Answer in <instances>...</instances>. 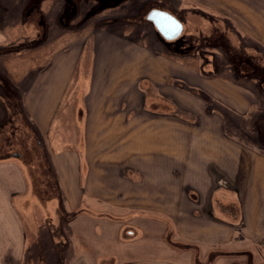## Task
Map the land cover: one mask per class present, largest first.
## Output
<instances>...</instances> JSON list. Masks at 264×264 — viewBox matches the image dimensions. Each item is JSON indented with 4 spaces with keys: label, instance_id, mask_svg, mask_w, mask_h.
<instances>
[{
    "label": "crops",
    "instance_id": "1",
    "mask_svg": "<svg viewBox=\"0 0 264 264\" xmlns=\"http://www.w3.org/2000/svg\"><path fill=\"white\" fill-rule=\"evenodd\" d=\"M262 27L254 41L264 55ZM100 49L73 40L30 70L21 95L0 94V264H230L240 257L218 258V250H242L246 264H264V153L232 135L238 128L220 111H208L215 102L247 117L261 94L182 64L183 55L112 44L101 60ZM143 79L196 119L150 108L156 98L141 90ZM74 98L81 100L72 114L77 143L59 131ZM234 202L241 226L224 217ZM154 224L163 254L131 252L146 238L154 250ZM236 240L245 246L218 247ZM187 244L195 247L189 253Z\"/></svg>",
    "mask_w": 264,
    "mask_h": 264
},
{
    "label": "rangeland",
    "instance_id": "2",
    "mask_svg": "<svg viewBox=\"0 0 264 264\" xmlns=\"http://www.w3.org/2000/svg\"><path fill=\"white\" fill-rule=\"evenodd\" d=\"M153 9L166 11L182 22L184 30L178 39L166 41L146 19ZM263 24L264 0H0V43L3 42L0 45V81L7 82L0 83V94L11 88L13 94L21 95L30 81V70L49 62L56 48L73 40L81 42L83 38L89 46H102L101 60L111 54L112 44L146 45L155 53L172 58L183 55L182 64L196 66L210 77L235 80L261 94L263 99L256 102L247 117H234L215 102L208 106V111H220L230 125L238 128L232 135L264 153V72L258 67L264 64V55L254 41ZM84 63L83 70L86 68L88 74L89 57H85ZM175 86L178 87L177 83ZM146 88L152 89L151 95L156 98L149 107H163L159 105L164 104V99L158 88ZM79 102L80 99L74 98L72 103L65 104L63 110H66L61 116L63 124L59 127L64 139L74 143L79 140V130L72 124V114L75 115ZM3 116L0 107V119ZM145 218L138 216L137 222ZM151 230L153 234L148 237L154 238V250H150L153 246L148 245L151 241L146 238L142 243L139 240L138 244L130 245L131 252L148 257L163 254L157 235L161 227L154 224ZM46 245L51 252V245ZM244 246L236 240L218 247L230 250ZM163 250L171 259L176 258ZM233 260L236 264H246L245 257Z\"/></svg>",
    "mask_w": 264,
    "mask_h": 264
},
{
    "label": "trees",
    "instance_id": "3",
    "mask_svg": "<svg viewBox=\"0 0 264 264\" xmlns=\"http://www.w3.org/2000/svg\"><path fill=\"white\" fill-rule=\"evenodd\" d=\"M149 86L150 88L154 87L156 89V86L154 84H152L148 79H143L140 83V88L141 90L144 91L145 95L146 96H151V92H152V89H147L146 87ZM151 90V91H150ZM164 102V104H159V105H163V107H161L162 109H165L166 112H169V113H173L175 115H179L181 118L187 120V121H194L196 119V116L187 111V110H184L182 108H180L177 103H175L174 101H172L170 98L168 97H165V96H161ZM168 105V106H167ZM225 209L223 212H224V217L227 219L228 222L230 223H233L237 226H241L242 224V218H241V213H240V207L237 203H231V204H227V206H225ZM131 232V230H129ZM128 231V232H129ZM193 248H195L194 246H192V244H187L185 245V252H189V250H192ZM252 252V249L250 250ZM242 253L243 251H221V250H218V253L216 252V256L218 258L222 257V256H232V255H235V256H240L242 257ZM227 255V256H226ZM232 258H235V257H232ZM238 258V257H237ZM236 260V259H235ZM234 261V260H233ZM233 261H231L230 264H236L234 263Z\"/></svg>",
    "mask_w": 264,
    "mask_h": 264
},
{
    "label": "water",
    "instance_id": "4",
    "mask_svg": "<svg viewBox=\"0 0 264 264\" xmlns=\"http://www.w3.org/2000/svg\"><path fill=\"white\" fill-rule=\"evenodd\" d=\"M146 19L153 23L166 41L178 39L184 30L182 22L177 17L163 10H151Z\"/></svg>",
    "mask_w": 264,
    "mask_h": 264
}]
</instances>
